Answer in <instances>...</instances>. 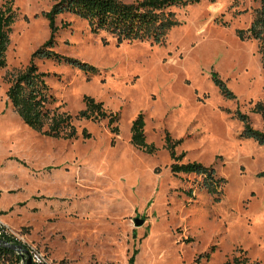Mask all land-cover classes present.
Wrapping results in <instances>:
<instances>
[{
  "label": "rangeland",
  "instance_id": "rangeland-1",
  "mask_svg": "<svg viewBox=\"0 0 264 264\" xmlns=\"http://www.w3.org/2000/svg\"><path fill=\"white\" fill-rule=\"evenodd\" d=\"M126 3L135 0H122ZM11 4L5 67L0 68V219L53 264H224L242 249L264 264V146L240 137L236 110L263 130L264 70L256 41L239 37L258 0H203L173 7L179 23L164 42L122 43L91 33L86 20L57 18L54 50L98 70L38 60L60 111L73 117V138H51L21 121L6 97L11 77L28 65L49 37L54 0H0ZM245 37V38H244ZM106 38L107 44L102 39ZM213 75L233 94L227 99ZM118 113V135L106 120L74 117L83 97ZM144 114L152 155L130 144V125ZM181 140V163L212 166L223 179L210 194L203 178L170 171L164 137ZM218 198V201L215 199ZM143 220L139 227L134 219ZM211 247L214 252L206 258ZM5 255L0 264H14Z\"/></svg>",
  "mask_w": 264,
  "mask_h": 264
},
{
  "label": "trees",
  "instance_id": "trees-1",
  "mask_svg": "<svg viewBox=\"0 0 264 264\" xmlns=\"http://www.w3.org/2000/svg\"><path fill=\"white\" fill-rule=\"evenodd\" d=\"M201 1L203 0H135L126 3L122 0H54L51 8L42 13V16L47 20L49 37L32 53L24 70L11 77L10 85L6 91L8 102L27 127L43 132L51 138H73L75 134V128L72 125L73 117L61 112V105L54 108L50 107L56 103V99L46 82L49 74L39 71L36 62L48 60L57 64L68 65L90 75L96 74L98 70L85 62L61 55L54 50L58 31L69 26L68 23L67 25L65 23L57 25V18L62 14H70L86 20L91 33L104 34L105 37L114 40L116 45L146 41L161 44L164 42L168 31L179 24L174 19V13L171 9L195 5ZM207 1L215 3L217 0ZM258 2L259 8L255 11L250 26L245 32L240 31L239 37L246 35L247 39L257 42L258 53L264 70V0H258ZM15 16V10L10 3L0 6V68L5 67V53L9 45V33ZM102 41L104 44L108 43L106 38H103ZM212 81L225 98L234 97L216 75H213ZM83 102L85 109L79 112L74 117L75 119L106 120L110 133L118 135V113L107 112L101 102H96L90 97H83ZM253 112L260 114L264 123L263 101L254 106ZM234 116L242 123L240 137L253 140L258 145L264 146V129H254L249 122V117L238 110L235 111ZM144 128V114L140 112L130 125V144L137 150L152 155L156 150L152 144L147 143ZM164 141L172 160L170 171L173 175L181 173L201 176L203 186L208 193L218 194L220 192L223 179L217 177L212 166L207 167L195 162L181 163L185 154L177 155L174 148L182 142V139L173 141L168 134H165ZM257 176L264 178V170ZM218 200V198L215 199V201ZM213 252L214 247H211L209 253L204 256L208 258ZM5 255H12V251L0 248V259L1 256ZM133 261V257H131L129 264H133ZM224 264L260 263L251 261L245 251L238 249Z\"/></svg>",
  "mask_w": 264,
  "mask_h": 264
},
{
  "label": "built area",
  "instance_id": "built-area-1",
  "mask_svg": "<svg viewBox=\"0 0 264 264\" xmlns=\"http://www.w3.org/2000/svg\"><path fill=\"white\" fill-rule=\"evenodd\" d=\"M0 241H5L13 245H20L26 251V254L12 251V256L16 260L14 264H25L27 257L30 259V264H53L43 251L35 246L26 245L21 239L16 237L12 230L1 219ZM3 258L4 256H1V260H3Z\"/></svg>",
  "mask_w": 264,
  "mask_h": 264
},
{
  "label": "water",
  "instance_id": "water-1",
  "mask_svg": "<svg viewBox=\"0 0 264 264\" xmlns=\"http://www.w3.org/2000/svg\"><path fill=\"white\" fill-rule=\"evenodd\" d=\"M143 224V220L136 218L134 219V225L136 227H139ZM0 247L4 248V249H8L11 250L13 252H18V253H24L26 254V251L20 246V245H13V244H9L5 241H0ZM25 264H30V259L29 257L26 258Z\"/></svg>",
  "mask_w": 264,
  "mask_h": 264
}]
</instances>
